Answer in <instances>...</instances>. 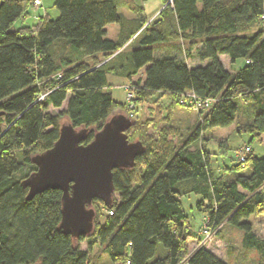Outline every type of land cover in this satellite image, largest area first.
Wrapping results in <instances>:
<instances>
[{"label":"trees","instance_id":"16d2710c","mask_svg":"<svg viewBox=\"0 0 264 264\" xmlns=\"http://www.w3.org/2000/svg\"><path fill=\"white\" fill-rule=\"evenodd\" d=\"M33 1L0 0V264H91L95 247L110 264H228L205 247L189 252L187 238L193 236L182 200L192 195L200 198L204 226L208 221L210 228L241 231L244 249L264 264V239L250 222L264 215V159L251 151L244 164L237 162L242 172L225 168L216 177L209 151L199 146L206 132L233 125L264 143V30L249 34L264 21V0H161L160 18L150 24L136 0H54L58 19L47 16L34 28L15 29ZM121 8L138 18L126 21ZM110 25L121 26L117 40L107 38ZM134 42L124 63L117 61V73L112 57ZM167 45L157 56L156 49ZM194 50V59L207 65L188 66ZM220 56L247 66L229 72ZM143 69L135 104L160 94L183 107L182 97L190 93L214 103L198 112L187 139L167 127L155 138L148 126L135 123L127 135H135L146 153L134 169L114 171L119 199L111 207L95 201L94 233L74 241L59 229L62 192L49 190L27 201L22 182L37 171L32 158L59 140L63 121L88 131L82 143L88 145L116 110L133 116L114 100L108 76L130 80ZM65 104L59 114L50 113ZM241 105L254 113L238 125ZM84 242L87 251L81 250Z\"/></svg>","mask_w":264,"mask_h":264},{"label":"rangeland","instance_id":"374dc122","mask_svg":"<svg viewBox=\"0 0 264 264\" xmlns=\"http://www.w3.org/2000/svg\"><path fill=\"white\" fill-rule=\"evenodd\" d=\"M34 2V1H33ZM137 5L147 8L149 17H152L153 13L159 11L163 2L161 0H136ZM170 3V2H169ZM41 6H35L34 3L30 7L28 11V17L25 20H21L15 26V29L21 27H36L41 18L45 19L49 16L52 20H56L59 18L60 13L54 7V0H41ZM160 15L156 18L149 21V24L158 20ZM113 26V25H112ZM264 30V21L254 26L249 34L252 35L254 33L259 32L260 30ZM110 35L114 36V31H110ZM136 42H134L131 46H128L122 52V58L116 57L114 55L112 57L111 63L116 66L117 73L119 71V64L117 61H125L127 58V53L135 47ZM172 45H167L164 47H158L156 49L157 56L164 55V52L171 47ZM174 46V45H173ZM178 46V45H176ZM188 46V45H187ZM183 47L184 54L183 59L186 60L185 55H187L188 47ZM197 51H199L200 47H197ZM186 53V54H185ZM199 54L197 52L192 53V57L188 59L190 67H195L199 64L195 56L198 57ZM191 56V55H190ZM116 57V58H115ZM102 60H106L102 57ZM124 63V62H123ZM222 64L224 68L229 72H238L244 69L247 66L245 60H239L236 64H231V61L228 56H224L222 58ZM116 72V71H115ZM120 76L115 73L110 74L109 81V89L114 94V98L119 104L127 105L129 109H131L133 116H128V112H124L122 108L115 111L114 115H124L126 117L131 118V120L140 125L148 126V135L154 136L155 138H159V134L157 133L159 130L163 128H172L178 133V137L181 139H187L196 125L198 121V112L185 110L183 107H179L175 104V100H173L170 96L166 95H156L155 97L150 98L146 102H140L135 104L136 92L138 89H141L143 86L142 80H144L143 75H137L133 80L130 79L129 82L120 81ZM122 86L124 89L121 90L119 87ZM129 95H132L133 99H129ZM181 104V103H180ZM182 105V104H181ZM66 108V104L61 110H54L50 108V113L53 115L59 114L62 110ZM136 108V109H135ZM186 108V107H185ZM135 109V111H134ZM204 110V109H203ZM254 113V108L247 105H241L240 113H239V121L238 125L246 124L251 121L252 114ZM66 123V120L63 121ZM239 128L236 125H233L227 129H213L206 132L202 137V142L199 144L201 148H205L209 151V157L211 159V163L213 165L214 174L216 177H220V175L224 172L225 168L235 169L239 172H242L236 166L239 163L238 153L239 148L244 149L246 147L251 146V151L254 156L259 159H264V143L254 138L252 135L245 133L240 134ZM128 140L130 143H137L139 140L135 135H128ZM197 147L198 149L200 147ZM197 148H192L195 150ZM238 162V163H237ZM243 173H248V170H244ZM229 175V174H227ZM114 198L116 200L119 199V194H115ZM200 201V198L192 195L182 200L184 212L188 218L191 230L190 234L193 237L187 238V245L189 248V252L192 254L200 247H205L213 254H215L218 258L228 264H256L258 262L259 256L255 252H250L244 249L242 245L243 233L237 229L231 228L229 226H225L222 231L217 233L210 241V243L202 244V226L204 227L205 215L200 212L197 208V204ZM100 204H93V209L97 211V207ZM103 214H106V208L103 207L101 209ZM97 213V212H96ZM106 215L101 216L102 224L105 221ZM250 222L253 224L254 231L256 235L260 238L264 239V215L261 217L251 218ZM197 236V237H196ZM81 250L87 251L88 245L86 242L82 243ZM90 261L91 264H110L108 257L105 255L102 248L95 247L90 252Z\"/></svg>","mask_w":264,"mask_h":264},{"label":"water","instance_id":"95a60500","mask_svg":"<svg viewBox=\"0 0 264 264\" xmlns=\"http://www.w3.org/2000/svg\"><path fill=\"white\" fill-rule=\"evenodd\" d=\"M131 118L115 115L99 131L94 140L88 131L63 124L54 147L32 158L37 171L22 182L29 190L27 201L49 190L61 191L62 222L59 229L74 241L95 231V201L111 207L115 195L114 171L135 168L136 160L146 153L140 142L130 143Z\"/></svg>","mask_w":264,"mask_h":264},{"label":"built area","instance_id":"2783aa9c","mask_svg":"<svg viewBox=\"0 0 264 264\" xmlns=\"http://www.w3.org/2000/svg\"><path fill=\"white\" fill-rule=\"evenodd\" d=\"M34 5L35 6H41V0H34ZM170 3H172V0H170ZM45 96L41 97V101L44 100ZM129 99H133L132 95H129ZM214 101L213 100H203L197 97L195 94L190 93L187 94L186 96L182 97L181 104L185 107H190L193 111L195 112H200L203 109H209L213 105ZM251 152L250 147H246L241 150L240 156H239V162L244 164L247 159V155ZM113 213H111L112 215ZM206 225L204 226V229L202 230V244L210 243L212 241L213 237L217 235L222 230V226L219 228H210ZM203 247V246H202ZM186 264V262L184 263Z\"/></svg>","mask_w":264,"mask_h":264},{"label":"crops","instance_id":"0c3cea01","mask_svg":"<svg viewBox=\"0 0 264 264\" xmlns=\"http://www.w3.org/2000/svg\"><path fill=\"white\" fill-rule=\"evenodd\" d=\"M135 4H136V7H138V8H142V9L144 10V14H145V16L147 17V19H148L149 21L152 20V19H154V18H156L158 15H160V13L162 12L163 8L165 7V6H164V3H163L162 8H161L159 11H157L156 13H153L152 17H149V15H148V11H147V8H144V7H141V6L137 5L136 2H135ZM119 13H120V15H121L126 21H133V20H136V19L138 18V16H137L134 12H132V11H130L129 9H126V8H121V9L119 10ZM111 30L114 31V34H115L114 36H111V35H110V31H111ZM120 33H121V26H119V25H113V26L110 25V26L107 27V38L110 39V40H117L118 37H119V35H120ZM223 57H224V56H220V60H221V62H222V58H223ZM198 62H199V61H198ZM187 64H188V66L190 67L189 62H187ZM199 64H201V63H199ZM205 65H207V63H206V64H203V65H198V66H205ZM198 66H195V67H198ZM195 67H191V68H195ZM138 75H143V76H144V80H145V69L141 70L140 73H139ZM135 77H136V76L132 77L131 79L133 80ZM119 80H120V81H126V82H129V79L124 78V77L119 78ZM144 80H142L143 83H144ZM109 81H110V75L108 76V85L110 86ZM119 88H120L121 90L124 89L122 86H120ZM111 93H112V91H111ZM112 95H113V98H114V94H113V93H112ZM159 95H160V94H159ZM114 100H115V98H114ZM115 101H116V100H115ZM116 102H117V101H116ZM118 103H119V102H118ZM261 141H263V138H261Z\"/></svg>","mask_w":264,"mask_h":264}]
</instances>
